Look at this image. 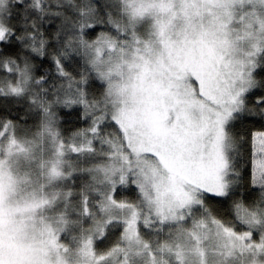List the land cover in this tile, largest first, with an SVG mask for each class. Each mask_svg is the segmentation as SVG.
<instances>
[{
  "label": "snow or ice",
  "instance_id": "6c2138e0",
  "mask_svg": "<svg viewBox=\"0 0 264 264\" xmlns=\"http://www.w3.org/2000/svg\"><path fill=\"white\" fill-rule=\"evenodd\" d=\"M0 264H264V0H0Z\"/></svg>",
  "mask_w": 264,
  "mask_h": 264
}]
</instances>
